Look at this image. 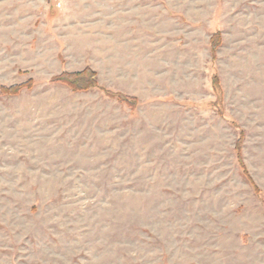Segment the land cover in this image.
I'll return each mask as SVG.
<instances>
[{
    "label": "rangeland",
    "instance_id": "rangeland-1",
    "mask_svg": "<svg viewBox=\"0 0 264 264\" xmlns=\"http://www.w3.org/2000/svg\"><path fill=\"white\" fill-rule=\"evenodd\" d=\"M86 66L136 104L50 81ZM28 79L0 264H264V0H0V84Z\"/></svg>",
    "mask_w": 264,
    "mask_h": 264
},
{
    "label": "trees",
    "instance_id": "trees-1",
    "mask_svg": "<svg viewBox=\"0 0 264 264\" xmlns=\"http://www.w3.org/2000/svg\"><path fill=\"white\" fill-rule=\"evenodd\" d=\"M218 34H213L211 37V50L214 51L219 44ZM51 82L61 83L72 89L73 91H86L90 89H99L105 93V95L116 98L118 101L122 103H126L127 105L134 106L136 104V99L134 97L128 96L124 93L115 91L113 89L105 88L100 85L97 80V73L90 66H86L84 69L79 71H67L62 70L59 74L54 75L50 78ZM215 85V89L218 90V84L215 81V77L213 80ZM34 84L33 79H28L25 82L12 84V85H4L0 84V93L5 95H15L18 94L22 89H30ZM243 141V136L240 135L235 145V152L237 156V161L242 171L245 173L246 168L242 161L240 149Z\"/></svg>",
    "mask_w": 264,
    "mask_h": 264
}]
</instances>
